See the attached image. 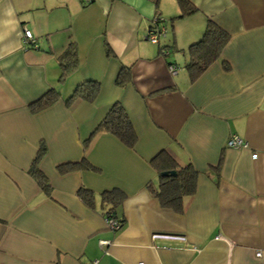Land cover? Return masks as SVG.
I'll return each mask as SVG.
<instances>
[{
  "label": "crops",
  "instance_id": "obj_1",
  "mask_svg": "<svg viewBox=\"0 0 264 264\" xmlns=\"http://www.w3.org/2000/svg\"><path fill=\"white\" fill-rule=\"evenodd\" d=\"M188 1L193 11L171 18L177 0H0V264H264V0ZM155 15L166 34L151 43ZM208 20L229 38L191 81L188 46ZM23 27L35 45L23 43ZM70 41L79 64L58 83L56 58ZM122 66L129 79L120 87ZM85 79L99 82L96 98L66 104ZM50 87L59 98L32 111ZM115 100L134 147L107 131L90 137ZM232 134L248 146L226 147ZM41 142L49 194L27 169ZM162 148L197 171L180 212L153 195L159 180L148 160ZM83 158L98 170L55 168ZM80 186L93 191L92 207ZM113 187L125 193L118 229L107 226L100 197Z\"/></svg>",
  "mask_w": 264,
  "mask_h": 264
},
{
  "label": "trees",
  "instance_id": "obj_2",
  "mask_svg": "<svg viewBox=\"0 0 264 264\" xmlns=\"http://www.w3.org/2000/svg\"><path fill=\"white\" fill-rule=\"evenodd\" d=\"M177 2L181 12L177 16L171 18L183 16L194 9L189 5L188 0H177ZM204 28L205 30L202 36L188 46L187 53H189V59L185 65L189 72L188 77L191 81L199 76L209 63H212L219 57L221 53L220 51H222V48L229 38V34H227L224 29L218 27L217 24L210 20L207 21V25ZM26 44L35 45V42ZM161 49H163V46L160 50ZM76 50L77 47L75 46V42L70 41L59 56H57L56 59L59 66V75L57 78L58 83L64 81L67 75L77 69L79 60L77 58L78 55ZM105 51L107 54L111 53L107 45H105ZM222 64L225 69H228L229 66L227 64ZM127 79H129V70L126 66H122L120 67L114 81L121 87L127 83ZM99 86V82L94 79L80 81V83L75 85L71 93L68 94L65 103L70 104L75 98L93 101L98 94L97 92H99ZM58 94L59 92L56 88L50 87L43 93V95H40L38 99L31 102L29 108H31L32 111H37L44 107H49V105L59 98ZM127 115L128 114L124 106L121 105V102L118 100L113 101L109 104L105 115L102 116L95 128L92 129L93 131L90 134V137L99 130L107 131L117 137L119 139L118 141H121L124 145L134 147L137 135L131 120ZM90 137L87 138V141ZM39 144V149L37 150L30 167L27 169L28 173L33 177L34 181H36L42 192L49 194L50 186L48 180H46L47 177L42 170L39 169L40 158L43 157L42 155L45 154L46 149L42 142ZM221 159L222 154L219 157L218 164H220ZM148 164H150L156 171L159 180L158 186L152 190L153 195L162 206L180 212L183 208V198L193 194L195 191L197 171L190 163L185 165L177 163V160L165 148L156 151V153L149 158ZM55 168L58 173L63 175L64 173L80 168L98 170L97 167L93 166L85 158L79 161L63 162L57 164ZM76 191L83 203L89 207L93 206L94 195L90 188L88 189L87 187L80 186ZM124 196L125 193L118 187L104 189L100 192L101 202H103V205L105 206L104 214L106 217L117 219L114 214L115 208ZM117 220L121 223L119 219Z\"/></svg>",
  "mask_w": 264,
  "mask_h": 264
},
{
  "label": "built area",
  "instance_id": "obj_3",
  "mask_svg": "<svg viewBox=\"0 0 264 264\" xmlns=\"http://www.w3.org/2000/svg\"><path fill=\"white\" fill-rule=\"evenodd\" d=\"M166 27L164 25L161 24V19L159 18V16L155 15L152 20L150 25L148 26V28L146 29V38L151 42V43H158L159 39L161 37H164L166 34ZM21 38L24 44L26 43H33L35 42L34 36L32 34V32L27 29L26 27H23L22 31H21ZM34 45V44H33ZM161 53L160 54H166L168 53L167 50L165 48L160 50ZM169 66V71L171 73H175L176 72V66H174V64H170ZM225 146L226 147H231V148H246L248 146V142L240 137L237 136L236 134H232V136L230 135L226 142H225ZM252 157L256 156V153H252L251 154ZM106 222H107V226H109V228L111 229H118L120 226V222L112 217H106ZM108 240H104V239H100L99 243L102 245L104 243H107ZM261 256V251H255L254 253V257H260ZM93 262H96V260H94ZM137 264H143L142 261L138 262ZM252 264H261V263H252Z\"/></svg>",
  "mask_w": 264,
  "mask_h": 264
},
{
  "label": "bare ground",
  "instance_id": "obj_4",
  "mask_svg": "<svg viewBox=\"0 0 264 264\" xmlns=\"http://www.w3.org/2000/svg\"><path fill=\"white\" fill-rule=\"evenodd\" d=\"M121 224V223H120Z\"/></svg>",
  "mask_w": 264,
  "mask_h": 264
},
{
  "label": "rangeland",
  "instance_id": "obj_5",
  "mask_svg": "<svg viewBox=\"0 0 264 264\" xmlns=\"http://www.w3.org/2000/svg\"><path fill=\"white\" fill-rule=\"evenodd\" d=\"M23 29V28H22Z\"/></svg>",
  "mask_w": 264,
  "mask_h": 264
}]
</instances>
